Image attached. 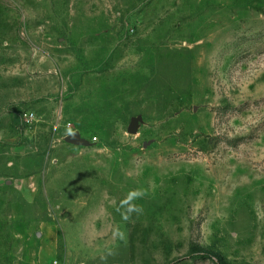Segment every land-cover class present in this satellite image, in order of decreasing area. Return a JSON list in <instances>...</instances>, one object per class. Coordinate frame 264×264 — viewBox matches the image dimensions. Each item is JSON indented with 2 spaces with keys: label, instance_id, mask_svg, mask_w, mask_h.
Segmentation results:
<instances>
[{
  "label": "rangeland",
  "instance_id": "374dc122",
  "mask_svg": "<svg viewBox=\"0 0 264 264\" xmlns=\"http://www.w3.org/2000/svg\"><path fill=\"white\" fill-rule=\"evenodd\" d=\"M0 264H264V0H0Z\"/></svg>",
  "mask_w": 264,
  "mask_h": 264
},
{
  "label": "clouds",
  "instance_id": "9594fccd",
  "mask_svg": "<svg viewBox=\"0 0 264 264\" xmlns=\"http://www.w3.org/2000/svg\"><path fill=\"white\" fill-rule=\"evenodd\" d=\"M144 195L143 191L141 190H133L128 192L125 198L120 202L117 211L120 212L121 217L123 220L127 221L130 219L133 213L139 215L142 213L143 209L140 208L138 205L134 204L133 201L142 198ZM121 233L118 229L113 231V238L120 236Z\"/></svg>",
  "mask_w": 264,
  "mask_h": 264
},
{
  "label": "water",
  "instance_id": "95a60500",
  "mask_svg": "<svg viewBox=\"0 0 264 264\" xmlns=\"http://www.w3.org/2000/svg\"><path fill=\"white\" fill-rule=\"evenodd\" d=\"M138 120L136 118H132L130 120V124L127 128V133L130 135L135 134L137 126H138ZM64 142L73 145V146H87V142L85 139L81 138L80 135L77 132H74L64 138Z\"/></svg>",
  "mask_w": 264,
  "mask_h": 264
}]
</instances>
